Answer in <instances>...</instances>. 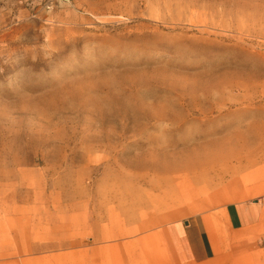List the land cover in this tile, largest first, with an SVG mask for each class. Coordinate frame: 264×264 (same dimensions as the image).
Segmentation results:
<instances>
[{
    "label": "rangeland",
    "instance_id": "obj_1",
    "mask_svg": "<svg viewBox=\"0 0 264 264\" xmlns=\"http://www.w3.org/2000/svg\"><path fill=\"white\" fill-rule=\"evenodd\" d=\"M196 215L264 264V0H0V264H179Z\"/></svg>",
    "mask_w": 264,
    "mask_h": 264
},
{
    "label": "crops",
    "instance_id": "obj_2",
    "mask_svg": "<svg viewBox=\"0 0 264 264\" xmlns=\"http://www.w3.org/2000/svg\"><path fill=\"white\" fill-rule=\"evenodd\" d=\"M189 193L190 190L183 192L181 199ZM172 199H176L175 196ZM261 205V201L228 204L222 215L228 232L242 233L249 226L256 225L260 221ZM213 231L211 219L201 215L169 226L167 235L175 261L179 264H207L215 255Z\"/></svg>",
    "mask_w": 264,
    "mask_h": 264
},
{
    "label": "bare ground",
    "instance_id": "obj_3",
    "mask_svg": "<svg viewBox=\"0 0 264 264\" xmlns=\"http://www.w3.org/2000/svg\"><path fill=\"white\" fill-rule=\"evenodd\" d=\"M177 166H174V169L176 168ZM193 167V166H192Z\"/></svg>",
    "mask_w": 264,
    "mask_h": 264
}]
</instances>
